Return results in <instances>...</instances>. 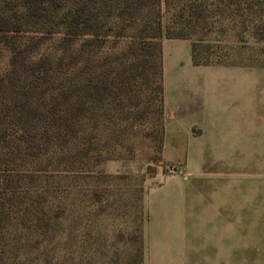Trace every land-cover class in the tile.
Segmentation results:
<instances>
[{
	"label": "trees",
	"instance_id": "16d2710c",
	"mask_svg": "<svg viewBox=\"0 0 264 264\" xmlns=\"http://www.w3.org/2000/svg\"><path fill=\"white\" fill-rule=\"evenodd\" d=\"M237 28L254 53L231 64L234 48L203 31ZM164 39L188 41L193 66L264 68V0H0V264L26 263L25 225L37 237L52 226L45 201L72 195L67 179L115 159L103 141L127 130L122 123H162ZM163 136L162 127L166 175ZM146 219L144 209L130 222L127 264H144Z\"/></svg>",
	"mask_w": 264,
	"mask_h": 264
},
{
	"label": "crops",
	"instance_id": "0c3cea01",
	"mask_svg": "<svg viewBox=\"0 0 264 264\" xmlns=\"http://www.w3.org/2000/svg\"><path fill=\"white\" fill-rule=\"evenodd\" d=\"M260 73L193 66L188 41H162L161 159L181 173L158 174L145 192L144 264H264V198H234L244 174L229 164L244 158L243 172L264 155V101L251 100Z\"/></svg>",
	"mask_w": 264,
	"mask_h": 264
},
{
	"label": "rangeland",
	"instance_id": "374dc122",
	"mask_svg": "<svg viewBox=\"0 0 264 264\" xmlns=\"http://www.w3.org/2000/svg\"><path fill=\"white\" fill-rule=\"evenodd\" d=\"M169 16L170 13L163 16V23L169 21ZM239 29L231 30L221 37L207 34L204 30L203 36L206 40H220L224 49L234 48H230L229 60L231 64H241L254 51L246 35L242 36L246 42L238 43L241 40L237 37ZM110 38V45L118 48L129 39L124 36L113 42L117 38ZM49 46L52 47V44ZM259 60L256 64L260 63ZM254 78L251 82V100L263 102L264 73ZM129 112L132 114L134 111L130 109ZM122 124L126 125L127 130L121 129L122 132L119 131L116 138L110 136L109 140L103 141L106 144L103 156H106L104 152L108 150L115 159L103 161L91 173L67 179L72 195L45 201L51 210L48 222L52 226L49 225L48 229L42 226L39 230L42 235L37 237L28 229L30 225H25L28 242L25 264H62V251L66 253L64 264H127L128 260H133L135 245L128 241L133 232L130 222L134 218L143 220L144 193L148 187L157 183L155 178L158 174H164L156 152L161 128H164V116L162 123L130 119ZM243 160L242 157L229 160L234 172L241 170V174H244L241 178L235 175L240 186L234 198H264V155H252L246 159V169L242 172ZM206 161L210 167V158H206ZM215 166L220 167L222 163ZM243 181L245 185H242ZM57 206L60 209H56ZM239 207L241 205L236 203L235 208ZM136 211L140 212L138 216Z\"/></svg>",
	"mask_w": 264,
	"mask_h": 264
},
{
	"label": "built area",
	"instance_id": "2783aa9c",
	"mask_svg": "<svg viewBox=\"0 0 264 264\" xmlns=\"http://www.w3.org/2000/svg\"><path fill=\"white\" fill-rule=\"evenodd\" d=\"M164 170L166 175H177L181 173V168L173 164H166Z\"/></svg>",
	"mask_w": 264,
	"mask_h": 264
}]
</instances>
